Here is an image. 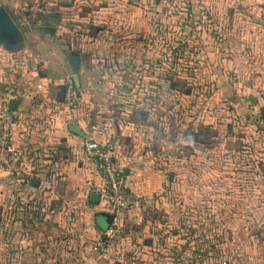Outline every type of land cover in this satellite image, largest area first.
Returning <instances> with one entry per match:
<instances>
[{
  "label": "crops",
  "instance_id": "obj_1",
  "mask_svg": "<svg viewBox=\"0 0 264 264\" xmlns=\"http://www.w3.org/2000/svg\"><path fill=\"white\" fill-rule=\"evenodd\" d=\"M36 1L25 16L50 15L54 34L44 33L36 43L39 60L32 62L28 53L29 65H12L8 79L0 70L15 89L14 95L10 88L0 92L1 108L14 116L8 130L13 172L0 168V264H228L225 240L241 238L243 218L260 219L255 181L247 178L255 175V154L264 153L257 145L264 129V0H131L123 6L114 0ZM154 21L175 29L154 37ZM120 32L126 35L119 39ZM155 44L163 48L158 53ZM72 54L79 60L76 72ZM173 62L178 77L197 85L189 95L176 88L173 109L148 98L133 105L119 91L105 92L117 101H104L103 64H118L114 79L137 78L134 89L145 94L150 65L159 64L161 87ZM74 76L80 98L67 107L65 83ZM10 100L19 101L12 112ZM71 125L82 135L71 134ZM171 125L177 132L191 129L183 133L190 144L169 140ZM208 126L213 145L202 152L193 144L202 146ZM229 128L241 136L230 137ZM90 137L115 143V166L143 203L140 219L127 212L114 217L121 234L105 246L100 263L90 239L98 241L107 230L97 214L110 211L100 200L89 201L102 184L83 154ZM62 234L84 244L57 247Z\"/></svg>",
  "mask_w": 264,
  "mask_h": 264
},
{
  "label": "rangeland",
  "instance_id": "obj_2",
  "mask_svg": "<svg viewBox=\"0 0 264 264\" xmlns=\"http://www.w3.org/2000/svg\"><path fill=\"white\" fill-rule=\"evenodd\" d=\"M35 2H37L36 0H0V8L6 10L8 12V14L10 15V17L13 19L14 23L19 26V30H20V34H21V42L20 45L18 46L17 50H12V49H8L3 43H0V70L3 72L4 74V78L8 79V76L12 74V70H11V66H17L19 68H23L25 67V64L29 65V63L33 60L37 61L39 60L38 57H36V53H35V45L36 43H39L38 40H41L44 37V32L40 31V29H38L39 27L44 25V22L42 21L40 16H35V15H28L25 16V12L29 11L30 9L35 6ZM114 2H117V4L120 2V6H123V4H126L127 2H131V0H114ZM40 3V2H39ZM116 5V4H115ZM119 5V4H118ZM123 18H126L127 15V11L124 10L123 13H121ZM166 17L168 15H165ZM120 20L123 21V19L121 18ZM50 24H54V22L51 20ZM49 25V23H48ZM156 25H158V27L156 28ZM163 24H156L154 21L153 26L151 27V32L152 35L155 37H163L167 34H171V32L174 31L175 26L174 25H169V26H165L163 28H160V26H162ZM158 30V32L156 31ZM88 34V33H87ZM147 34V32H146ZM156 34V35H155ZM169 34V35H170ZM107 35V38H109L110 43L113 42V40L111 39V34L105 33V36ZM116 35V34H115ZM123 32H120V35H116L115 37L120 39L122 38ZM169 37V36H168ZM165 37V38H168ZM103 40H107L105 37H103ZM160 42V41H157ZM113 44V43H112ZM153 47V49H155V52H159L158 50H161L163 48H160L157 44L152 45L151 48ZM123 50H128L127 46H124L122 48ZM171 50L169 49L168 52H170ZM189 53L191 52L190 49L187 50ZM172 52V51H171ZM28 53L31 54L30 56V60L31 61H27V59L29 60V58H27ZM35 63V62H34ZM102 63H99V66H101ZM122 65H125V63H123ZM149 65V64H148ZM155 65H159V64H155L152 63L150 65V67L152 68V79L151 81H149L150 83L148 84L149 90L145 92V94H143V92H137L134 87L136 85H140V80H138L137 78H127V80H125L123 77L126 75H124L123 77H121L120 79L117 78V80L114 79L115 76H118V72H115L118 69V64H111V63H107V64H103L102 67L99 68V71L103 70V75L106 76L105 78H103L104 80H100L99 82V86H101V88L105 89L104 92V101L109 102L110 104L117 101L116 99V95H107L105 92H120L121 96H123V98L121 99L122 101L125 100V102L129 101L130 103H132L133 105H137L141 102H144L143 99L144 98H148L150 101L149 103L151 105H157L159 106L161 104L160 102V94H159V83L162 81V73H159V71H155L156 67ZM98 66V65H97ZM29 67V66H28ZM32 67V68H31ZM36 67V65H35ZM34 67V68H35ZM178 64L176 63H168L167 64V69H166V65H165V69L167 72V76L171 75L173 77L176 78V83L177 86H183V88H188L186 86L190 87V90H196L197 85L196 84V80L190 79V78H180L177 76V70H178ZM30 69H33V66L29 67ZM163 69V71L165 70ZM31 71V70H29ZM165 72V71H164ZM114 75V76H113ZM161 75V76H160ZM12 76H14L12 74ZM154 77V78H153ZM130 79V80H129ZM165 79V78H164ZM163 79V81H164ZM11 83L6 82L4 83L3 78L1 77V73H0V92L4 93V90L7 92V88H11L10 86ZM119 84V85H118ZM120 86H122V89L124 90H117V88H120ZM148 88V87H147ZM146 88V89H147ZM131 90H135L136 92H131ZM181 90V89H178ZM136 96V97H135ZM176 96V95H175ZM175 96L173 95V99L174 102L176 103V99ZM80 98V97H79ZM136 98H139V101L136 100ZM143 98V99H142ZM193 98L192 97H188L185 102H187L188 106H191L193 104ZM3 109L0 106V120L1 117L3 115ZM264 128V125H261ZM163 130V128H162ZM260 139L257 141V145L258 147L261 145V147H259V149H261V152H264V129L260 130ZM165 133V131L163 132ZM162 133V135H163ZM240 136V132H237ZM259 154H263L262 157L259 156ZM257 154V156H259V158H262L263 160L261 162H258V157L255 154V175L252 174L250 176V179L247 178V181L249 182H254L255 181V217L258 219V216H260L259 220H253V219H246L243 218L244 223L243 222H239L238 226H242L243 230V234H246V238H244L243 234L241 236V238L239 239L238 236L236 235H231V241H229L227 243V239L225 240L226 243L224 245V251L226 253L225 255V260L226 262H228V264H264V153H260ZM163 156H165V154H163ZM165 168V167H163ZM246 180V179H245ZM137 198V202L138 205L137 207H135L133 210L127 212L130 215H133L131 217L134 218H141L143 217L141 211H139V209L141 208V206L143 205V203L140 201L141 199L133 192L131 191ZM172 205H174L173 203H171ZM171 208V207H170ZM169 208V209H170ZM105 209V208H104ZM106 210V209H105ZM102 211V212H107L106 211ZM173 210V209H172ZM110 213V212H109ZM250 214H254L249 212ZM98 225L100 227H103V222L101 220H98ZM115 225L113 229L109 230L111 231L110 233H108V231H105L104 234L100 237L99 236V240L97 241H93L92 239L91 242L94 243L93 246V253L94 256L96 253H99V263L101 262V258L103 256L102 252H104L105 250V246L107 244H115L116 241H114V239H116V237H119V234H121L120 232V225L118 223V221L115 220ZM215 235V234H214ZM126 236V235H125ZM236 236V237H235ZM235 237V238H234ZM72 239H68L66 237V235L62 234L59 237H56V242L55 245L57 247L60 248H64V247H68V246H72L75 248V250H78L79 247H81L84 243L83 240L80 241H75L74 243L71 241ZM117 240V239H116ZM224 239H222L223 241ZM72 242V243H71ZM85 242V240H84ZM118 243V241H117ZM224 243V242H222ZM73 244V245H72ZM119 244V243H118ZM125 244L127 245V239L125 240ZM129 244V242H128ZM124 246V244H123ZM121 248V246H120ZM124 250L122 252H125V248H123ZM227 252H231V259H229L227 261V258L230 256L227 255ZM125 254V253H124ZM73 256V255H72ZM62 257V256H61ZM45 258V257H44ZM231 260V262H230Z\"/></svg>",
  "mask_w": 264,
  "mask_h": 264
},
{
  "label": "built area",
  "instance_id": "obj_3",
  "mask_svg": "<svg viewBox=\"0 0 264 264\" xmlns=\"http://www.w3.org/2000/svg\"><path fill=\"white\" fill-rule=\"evenodd\" d=\"M19 27V26H18ZM1 73V72H0ZM9 95H14L15 89L8 90ZM80 92L73 84V81L65 83L64 103L67 107L75 105L79 101ZM14 116L3 112L1 117L2 133L0 135V168L13 172V153L8 146V133L13 123ZM83 154L88 158L97 170L102 181L98 186L99 200L108 207L110 214L116 217L120 212H129L137 207L136 196L131 192L127 185L125 176L121 170H118L114 163L115 143L112 140H96L87 138L82 143ZM115 220L106 230L110 233L114 228Z\"/></svg>",
  "mask_w": 264,
  "mask_h": 264
},
{
  "label": "water",
  "instance_id": "obj_4",
  "mask_svg": "<svg viewBox=\"0 0 264 264\" xmlns=\"http://www.w3.org/2000/svg\"><path fill=\"white\" fill-rule=\"evenodd\" d=\"M44 25L41 26L40 31H43L45 34L53 35L55 29L52 26L48 25V22L44 19ZM21 42V34L18 26L14 23L13 19L10 17L8 12L2 8H0V43H3L8 49L17 50L18 46ZM74 72L77 71L79 66V60L75 55H71L69 59ZM76 76L73 78V84L77 87ZM19 104L18 100H10L8 104V111L12 112L15 110L17 105ZM260 117L264 121V109L260 110ZM71 134L81 136L82 133L79 128L75 125H71L68 128ZM171 175L169 176V179ZM89 201L93 204H97L99 202V195L97 193H92L89 196ZM98 220H101L104 225V229H108L113 220L114 216L112 214L106 212H100L97 214Z\"/></svg>",
  "mask_w": 264,
  "mask_h": 264
},
{
  "label": "trees",
  "instance_id": "obj_5",
  "mask_svg": "<svg viewBox=\"0 0 264 264\" xmlns=\"http://www.w3.org/2000/svg\"><path fill=\"white\" fill-rule=\"evenodd\" d=\"M38 16H40V15H38ZM40 17H41L42 21H44V19H45L48 23L52 20L50 15H41ZM55 17L59 18L57 16H55ZM186 87H188V88L185 89V88H182L181 86L178 87L176 84V78L175 77H173L171 75L166 76L165 80L163 81L162 86L159 89V94H160L159 98H160L161 104L165 105L168 110L173 109V107L175 106V102H174V99L172 96L175 93V89L176 88H180L182 90L184 89L183 94L189 95L190 94V87L189 86H186ZM228 124L230 125L231 123L229 122ZM153 125L157 126V124L152 123V126ZM210 127L211 126H208V128L206 127L205 130L202 132L204 135V138H205L202 146H200L198 143L193 144V146L196 149H198L199 151H202V152L207 151L213 145L212 139H210V138L207 139L208 135H209ZM190 132H191V129H187L184 132H177V130H175V128L171 125V128L169 127V129H168L169 140L173 141L174 144H179L180 140H184L188 144L189 141L186 139V137L183 136V133L188 136L190 134ZM227 134L232 135L230 137H235V138L240 137V135L237 133V131H231L230 128H229V132H227ZM171 261L174 262L175 258Z\"/></svg>",
  "mask_w": 264,
  "mask_h": 264
}]
</instances>
